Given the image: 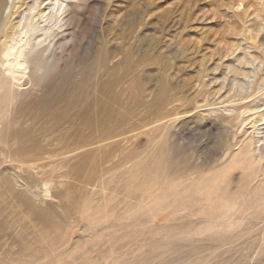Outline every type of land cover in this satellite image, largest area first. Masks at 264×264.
<instances>
[{
  "label": "rangeland",
  "instance_id": "374dc122",
  "mask_svg": "<svg viewBox=\"0 0 264 264\" xmlns=\"http://www.w3.org/2000/svg\"><path fill=\"white\" fill-rule=\"evenodd\" d=\"M27 16L0 264H264V0H0V41Z\"/></svg>",
  "mask_w": 264,
  "mask_h": 264
},
{
  "label": "bare ground",
  "instance_id": "6f19581e",
  "mask_svg": "<svg viewBox=\"0 0 264 264\" xmlns=\"http://www.w3.org/2000/svg\"><path fill=\"white\" fill-rule=\"evenodd\" d=\"M61 3L59 1L56 13L49 16L50 19L54 17L56 23L59 19V12L62 7ZM33 9L34 6L29 7V11ZM22 18H24L23 21ZM22 18L18 21L17 25L13 26L12 35H5L6 40L0 41V66L5 70V72L0 73V90L5 92V96H9L14 86L19 81L25 80V77L28 76L27 69L29 68L28 62L31 53L28 44L34 39L37 29L35 28V23L31 20V16ZM32 157H28L26 163L33 162L35 159Z\"/></svg>",
  "mask_w": 264,
  "mask_h": 264
}]
</instances>
